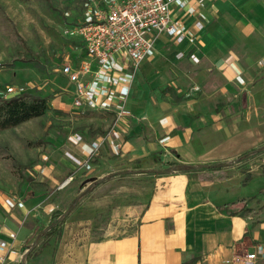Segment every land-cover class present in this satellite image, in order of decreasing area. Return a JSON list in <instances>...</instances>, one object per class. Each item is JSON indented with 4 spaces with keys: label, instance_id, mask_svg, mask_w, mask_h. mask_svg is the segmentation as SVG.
Returning a JSON list of instances; mask_svg holds the SVG:
<instances>
[{
    "label": "crops",
    "instance_id": "obj_1",
    "mask_svg": "<svg viewBox=\"0 0 264 264\" xmlns=\"http://www.w3.org/2000/svg\"><path fill=\"white\" fill-rule=\"evenodd\" d=\"M200 2L186 0L182 13L173 7L196 38L194 44L158 37L130 90L116 91L131 117L106 139L110 129L103 136L81 135L79 143L69 136L61 148L66 167L53 170L66 176L63 186L74 181L84 188L74 201L78 217L84 203L108 204L107 196L93 194L120 180L124 233L66 243L62 227L54 235L62 244L49 237L37 254H29L33 237L47 228L32 219L39 201L28 194L15 198L24 205L19 209L14 198H7L0 203V239L9 243L4 264H41L37 260L45 253V264H242L246 254L264 245V151L223 168L224 180H200L199 172L178 168L236 160L264 144V0ZM196 22L203 24L200 31ZM178 53L184 57L177 59ZM113 110L102 112L110 116V126ZM100 139V148L91 154L90 143ZM65 146L81 163L91 154L90 169L68 159ZM245 161L247 175H236L232 169ZM53 182L48 179V186ZM87 188L90 192L80 196ZM81 220L73 236L89 230L82 229Z\"/></svg>",
    "mask_w": 264,
    "mask_h": 264
},
{
    "label": "rangeland",
    "instance_id": "obj_2",
    "mask_svg": "<svg viewBox=\"0 0 264 264\" xmlns=\"http://www.w3.org/2000/svg\"><path fill=\"white\" fill-rule=\"evenodd\" d=\"M92 15L88 0H0V98L30 93L45 98L48 106L43 116L0 132V203L7 198L24 200L33 193L39 201L32 209L33 221L41 225L39 228L48 227L52 213L64 214L59 230L64 227L67 232L66 243H77L78 238L120 237L126 223L119 217L120 180L110 181L94 192L97 198L107 196L108 204L84 203V214L78 217L73 215L74 201L84 188L74 181L63 186L66 176L61 179L53 172L66 167L61 148L69 136H90L111 127L110 116H104L102 111L81 112L71 106L74 88L62 75L63 66L69 64L76 69L85 55L80 43L67 37L65 31L86 23ZM243 163L232 169L236 175H247L249 161ZM48 179L54 181L51 186ZM85 191L90 192L89 188ZM92 208L98 212L90 216ZM80 219L85 224L82 229H89V234L73 236V226ZM43 239L46 238L33 237L29 254L40 251L46 244ZM49 240L63 243L60 236ZM70 253L67 250L66 254ZM46 256L43 254L37 262L47 263Z\"/></svg>",
    "mask_w": 264,
    "mask_h": 264
},
{
    "label": "built area",
    "instance_id": "obj_3",
    "mask_svg": "<svg viewBox=\"0 0 264 264\" xmlns=\"http://www.w3.org/2000/svg\"><path fill=\"white\" fill-rule=\"evenodd\" d=\"M88 1L93 8L91 19L65 31L67 37L83 47L85 59L76 69L69 64L63 66L62 75L73 85L74 108L81 112H103L114 107V118L106 139L111 131L131 117L125 101L117 97L116 91L120 88L130 90L133 78L153 50L155 40L165 35L176 44L187 41L193 45L196 38L187 33L173 10L176 6L179 13L184 12L186 0ZM204 1L206 0H201V6ZM202 28L201 22L195 23L197 31ZM183 57V53L176 55L177 59ZM189 58L194 63H199L194 53ZM73 139L76 143L83 141L78 133L73 134ZM101 143V139L90 143L91 154L100 148ZM91 154L81 163L71 155L69 147H64V155L86 170L90 169L88 160ZM14 202L19 209L24 208L21 201L15 199ZM8 250L9 243L0 239V264L5 263ZM258 259L264 260V245H257L241 262L256 264Z\"/></svg>",
    "mask_w": 264,
    "mask_h": 264
},
{
    "label": "trees",
    "instance_id": "obj_4",
    "mask_svg": "<svg viewBox=\"0 0 264 264\" xmlns=\"http://www.w3.org/2000/svg\"><path fill=\"white\" fill-rule=\"evenodd\" d=\"M48 109L47 101L45 98L34 96L30 93H20L10 98H0V132L14 129L23 123H26L32 119L39 118L43 116ZM100 136L106 134L105 132L98 133ZM264 151V144L257 147L256 149H252L243 153L236 160L223 161L211 163L209 165L201 166L198 169L193 167H185L183 165L178 166L179 169H188L189 171L199 172L198 178L200 180H224L226 179V175L222 174L221 170L223 168L233 166L239 163L243 158H246L250 155L259 154ZM220 172V175L216 178L212 175L213 172ZM87 191L82 193L80 196H84ZM29 197H33L34 194L30 193ZM27 196V197H28ZM64 214L54 212L51 215V223L49 226L40 230L37 234V239L39 237L49 238L54 236L58 228L60 226V221H63L62 217ZM60 220V221H59Z\"/></svg>",
    "mask_w": 264,
    "mask_h": 264
}]
</instances>
